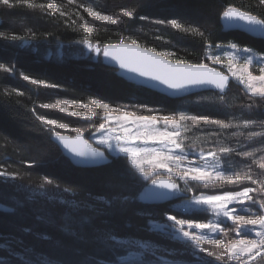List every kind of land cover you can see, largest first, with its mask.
Masks as SVG:
<instances>
[{
    "label": "snow or ice",
    "instance_id": "obj_1",
    "mask_svg": "<svg viewBox=\"0 0 264 264\" xmlns=\"http://www.w3.org/2000/svg\"><path fill=\"white\" fill-rule=\"evenodd\" d=\"M258 5L264 8V0H258ZM0 6L7 9L24 7L47 17L57 16L58 23H63L66 28H75L77 21H82L80 27L85 38L76 43L82 44L91 54L90 58L95 57L100 63L107 62L113 70L118 69L122 76L135 80L138 85L159 87L172 96L191 93L195 89L214 90L216 99L223 102L230 81L234 79L243 85L250 99L249 108L254 104L264 105V53L248 46L240 47L234 42L215 44L217 52H207L206 60L226 68L227 72H224L205 62L173 59L178 56L175 50L157 51L123 32L116 43H93L87 37L94 34L95 25L82 14L87 13L88 17L109 25L125 23L122 18H127V21L137 18L150 20L152 24L167 25L181 33L201 37L206 48L212 49L208 34L191 22L192 16L183 7H175L163 18H153L141 14L137 10L139 5L121 6L118 12H108L86 0H67V6L62 0H0ZM219 20L228 27L243 28L264 36V18L239 7H224ZM27 36L33 41L54 39L59 44L63 43L60 36L51 31L38 34L29 29ZM0 37L12 41L23 39L21 35L3 32H0ZM154 39L162 40L164 37L156 35ZM225 59L227 63H224ZM252 67L258 68V75L250 71ZM15 71L14 65L0 63V72L14 75ZM20 79L38 88L61 87L59 83L23 72ZM13 94L23 97L25 92L19 88H5L3 91L4 97ZM39 107L91 121L89 127L94 131L86 137L84 128L60 117L40 114L33 107L31 112L39 122L38 155L27 163V169L38 167L54 154L82 169L107 163L110 156L114 161H121L123 167L107 178L103 191L95 190L87 178L62 187L55 178L43 177L39 188L42 195L48 193L47 198L31 218L21 217L15 225L16 234L13 236L19 256L14 264H264V178L253 170L255 166L264 172V119L246 118L239 122L229 119L225 122L209 116L188 115L183 111L178 115H167L147 104L121 106L97 96L90 97V103L65 99L56 104L42 103ZM129 107L154 114L129 111ZM94 116L96 121H92ZM185 120L247 130L251 143L247 150L238 151L221 145L220 133L209 129L208 143L217 147L208 150L203 147L197 150L194 146L188 148L184 140L190 138L183 135L185 128L182 122ZM201 130L205 129L201 126ZM241 134L245 133L242 131ZM212 137L217 139L213 141ZM256 143L259 147L252 146ZM233 154L251 162L243 164L241 170L231 171L229 158ZM9 168L10 165L0 164V178L5 182H22L32 175L19 167ZM163 173H167L166 178ZM116 176L120 178H114ZM126 180L144 188L139 197L130 190ZM33 182L30 178L27 181L29 185ZM220 182L237 185L239 190L197 194L193 188V185L202 184L214 189ZM251 185H258L259 189ZM185 191L192 195H184ZM181 197L179 205L170 206L162 215L137 205V200L168 201ZM29 200L36 203L34 197H29ZM25 206L18 202L17 210ZM133 217L140 222L133 224ZM118 221H124L128 230L158 239L150 241L129 237L117 228ZM229 232L234 236L228 237ZM29 237L30 240L26 239ZM0 244L9 246L8 236ZM124 252L131 259L125 258ZM61 253L78 259L73 262L59 258ZM36 254L45 258L33 259ZM54 255L57 258L51 259Z\"/></svg>",
    "mask_w": 264,
    "mask_h": 264
},
{
    "label": "trees",
    "instance_id": "obj_2",
    "mask_svg": "<svg viewBox=\"0 0 264 264\" xmlns=\"http://www.w3.org/2000/svg\"><path fill=\"white\" fill-rule=\"evenodd\" d=\"M38 2H47V0H38ZM57 2H61V0H57ZM62 2L67 6V0H62ZM86 2L108 12H118L121 6L136 7L139 5L137 10L141 14L153 18H163L169 15V12L173 11L175 7L180 6L192 16L191 22L196 23L202 31L208 34V42L213 46L234 42L240 47L248 46L256 52L264 53V40L254 39L236 31L223 32L219 20L220 13L228 5L239 7L264 18V8L258 5V0H86ZM82 14L89 23L95 25L94 34L87 37L93 43L98 42L101 45L109 42L116 43L119 40V34L123 32L126 36L132 35L138 42L153 47L157 51L175 50L178 56L173 59L182 58L189 63H208L206 60L208 48H206L201 37L181 33L179 30L172 29L167 25H155L150 20L141 21L137 18L135 21H127V18H122L126 21L125 23L109 25L105 22L93 20L83 12ZM73 19H75V16H73ZM82 24V21H77L75 28H66L63 23H58L57 16L47 17L38 11L34 13L24 7L7 9L0 6V32L6 35L16 34L23 37L21 41H12L0 37V63L12 62L16 69L14 75L0 72V133L6 134L0 135V164L10 165L9 170L19 167L32 173L31 177H26L22 182H5L0 178V205L11 209L9 212L0 211V243H3L5 236H8L9 241L7 247L0 244V264H14L15 259L19 256L16 251L15 236H13L16 234L15 225L21 217L31 218L37 212L40 204L47 198L48 193L42 195L39 188V185L43 182V177L55 178L62 187L78 183L87 178L95 190L103 191L106 187L107 178L123 167L121 161H114V158L110 156L112 161L107 165L82 169L54 154L40 163L38 167L27 169V163L38 155L37 138L39 133L37 128L39 122L35 120L31 112L33 107L40 114L65 119L63 118L64 114L59 113L56 109H43L39 105L42 103L56 104L63 102L65 99L88 103L90 97L97 96L121 106L147 104L150 108L159 109L161 114L167 115L183 111L188 115L209 116L212 119L225 122L229 119L237 122L246 118L256 119L257 121L264 119V105L254 104L249 108L250 99L242 91L241 86L235 82H230V88L223 102L216 99L214 92H207L181 100H172L125 82L117 75L116 71L106 67L104 63L97 60L93 61L87 57V50L83 48L82 44L76 43V41L85 38L80 27ZM29 29L36 31L38 34L51 31L60 36L63 43L59 44L54 39L33 41L27 36ZM156 35H161L164 39L156 40L154 39ZM218 69L223 71L222 68ZM21 72L38 79L59 83L61 87L59 89L38 88L20 79ZM5 88H19L25 92V95L16 97L13 94L11 97H4L3 91ZM197 97L201 98L202 101L199 103L193 101ZM135 109L139 108L129 107L131 111ZM54 112H56V115ZM66 118L65 120L70 121L74 126L86 128L79 119ZM94 118L97 119L95 116ZM188 124L192 125V123ZM205 126H207V130L210 129L220 133L218 139L221 145L244 151L251 143L248 142L247 130L220 128L219 125L211 124ZM195 128L193 127V129ZM207 130L200 133L202 137L200 139L205 142L203 144L207 143L213 148L215 144L208 143ZM242 131L245 134H241ZM90 134L91 130H85L86 137ZM192 135L193 142H191L195 146L199 143L197 142L199 141L198 135L196 133ZM211 139L215 141L217 137ZM29 144L31 145V151H29ZM252 146L259 147V143ZM259 155L258 153L257 156ZM229 159L239 169L242 168L243 164L251 162L250 159L235 154ZM253 170L257 174H262L264 178V172L260 169L253 166ZM29 178L34 181L31 185L27 183ZM114 178L119 179L120 177L116 176ZM125 182L128 183L130 190L134 191L135 195L139 197L144 188L131 180ZM16 184L21 186L16 187ZM251 186L259 189L258 185ZM45 187L48 188V186ZM181 188H184L183 184H181ZM234 188L238 190L237 185ZM29 197H34L36 203L29 200ZM18 202L24 203L26 206L22 210H17ZM137 205L154 212H164L169 208L167 204L149 205L143 200H137ZM131 222L135 224L140 221L133 217ZM117 228L121 232L127 233L129 237H143L142 232L128 230L124 221H118ZM26 239L30 240L31 238ZM44 250L47 251L46 246ZM5 252H7V255H5ZM126 253L124 252L123 255H126ZM58 255L59 258L73 262L78 259L69 256L67 253ZM32 258L39 260L45 257L36 254ZM50 258L56 259L57 256L54 255Z\"/></svg>",
    "mask_w": 264,
    "mask_h": 264
},
{
    "label": "rangeland",
    "instance_id": "obj_3",
    "mask_svg": "<svg viewBox=\"0 0 264 264\" xmlns=\"http://www.w3.org/2000/svg\"><path fill=\"white\" fill-rule=\"evenodd\" d=\"M86 15H87V13H85ZM91 19H93V20H95L94 18H92L91 17ZM102 22V21H101ZM225 45H227V44H225ZM209 51H211L213 54H215L216 52H217V50L215 49V47L213 46V48L212 49H208V51L207 52H209ZM206 52V53H207ZM86 55H87V57H89L90 58V56H91V54H89L88 52L86 53ZM90 59H92L93 61H95V60H97L95 57H92V58H90ZM102 59V58H101ZM224 63H227V61H226V59H225V61H224ZM6 64H8L9 66H13V63L12 62H10V63H6ZM208 64L210 65V66H216V68L218 67V68H222L223 69V71L224 72H227V69L226 68H223L221 65H214V64H211V62H209L208 61ZM217 68V69H218ZM220 70V69H219ZM222 71V70H221ZM250 71H252L254 74H259V71H258V68L257 67H252L251 69H250ZM230 82H235V83H237L234 79H232ZM237 84H239V83H237ZM240 85V84H239ZM241 86V88H242V91L245 93V90H244V87H243V85H240ZM204 93H207V92H204ZM199 94H203V93H199ZM199 94H195V95H192V96H190V97H195L196 95H199ZM246 94V93H245ZM247 96V95H246ZM190 97H187V98H190ZM248 97V96H247ZM167 98V97H166ZM249 98V97H248ZM169 99V98H168ZM183 99H185V98H183ZM207 101H208V99L207 98H205ZM173 100V99H172ZM176 100H178V99H176ZM181 100V99H180ZM193 101H195V102H197V103H199L200 101H202L201 100V98H199V97H197L195 100H193ZM88 103H90V101L88 102ZM69 107L70 108H72V107H74V105H69ZM152 109H156V108H152ZM129 110V109H128ZM83 111V110H82ZM95 111H97V112H100V110H95ZM129 111H131V110H129ZM133 111H139V112H142V114L143 113H145V115H149V114H152V113H149L147 110H145V109H135V110H133ZM144 111H146V112H144ZM55 113V115H56V112H54ZM64 115H63V118H65V119H67L66 117H68L65 113H63ZM154 114V113H153ZM176 114L178 115L179 114V111L178 112H176ZM72 118H75V117H72ZM76 119H79L81 122H82V124L83 125H85L86 126V128H85V130H91V132L92 131H94V129H92V128H90L89 127V123H91V121H86V120H83V119H81V118H76ZM97 119H95L94 117L92 118V121H96ZM189 121V122H188ZM192 123V125L191 124H188V123ZM183 124H184V128H185V131H184V133H183V135L185 136V137H189L190 139H185L184 140V144H185V146L186 147H188V148H191V147H193L194 145H192V142H193V137H191V136H193L192 134H194V133H196V135H198L197 136V138L199 139V141H197V142H199V143H197V144H195V148L197 149V150H199L201 147H203L205 150H208V149H211L212 147L210 146V145H207V143L206 144H203V143H205V142H202L201 141V139L200 138H202L201 136H200V133H204V131L205 130H207V126H205V125H202V122H199V121H190V120H185V121H183L182 122ZM196 123V124H195ZM198 123H200L199 125H201L205 130L204 131H202V130H200L201 129V126H196V125H198ZM193 127H196L195 129H193ZM213 129V128H212ZM196 130V131H195ZM60 131H65V130H60ZM71 135H75V133H70ZM192 141V142H191ZM248 142H250V141H248ZM199 145H200V147H199ZM214 145V144H213ZM215 147H217L218 145H214ZM231 161V164H232V167H231V169H229V170H231V171H237V170H241V169H239V168H237L235 165H234V163L232 162V160H230ZM225 166L227 167V161L225 162ZM245 171L247 170L246 168L244 169ZM257 176H259V177H261V178H263V175L261 174H257V173H255ZM163 176L164 177H167V173H163ZM234 186L235 185H227V184H224L223 182H220V183H217L216 185H215V188L213 189L212 187H205V186H203L202 184L201 185H193V188H194V190L196 191V193L197 194H199L200 192H211V191H217V192H219V191H224V190H235V188H234ZM239 190V189H238ZM143 192V191H142ZM257 193H254L253 195H256ZM184 195H186V196H191L192 195V193L191 192H186L185 191V193H184ZM181 200H182V197L181 198H178V199H176L175 201H173L172 203H169V204H167L169 207L170 206H173V205H179L180 203H181ZM155 213H157V215H162L163 214V212H155ZM200 215H206V214H200ZM230 223V222H229ZM228 237H231V236H234V233H232V232H229L228 234ZM143 237L142 238H146V239H150V241L151 240H156V239H158V238H156V237H151V238H149V237H147L146 236V234L145 233H143V235H142ZM161 243H166L165 241H160ZM206 247H208L207 245H206ZM133 251H135V250H133ZM135 255V253H133V256ZM124 257L125 258H127V259H131V257H128V253H126V255H124Z\"/></svg>",
    "mask_w": 264,
    "mask_h": 264
},
{
    "label": "water",
    "instance_id": "obj_4",
    "mask_svg": "<svg viewBox=\"0 0 264 264\" xmlns=\"http://www.w3.org/2000/svg\"><path fill=\"white\" fill-rule=\"evenodd\" d=\"M220 24H221V27H222L223 32H235L236 31V32L243 33V34H245L247 36H250L252 38H255V39L264 40V36H261V35H259L257 33L248 32V31L244 30L243 28L228 27V26H226V23L224 21H221V20H220ZM104 65L106 67L110 68V69H113L110 65L107 64V62H104ZM217 70H219V69H217ZM114 71H116L117 75L121 79H123L125 82H127V83H129L131 85H134L136 87H140V88L146 89L148 91H152V92H154L156 94L162 95V96L167 97V98H170V99H183V98H187V97H190L192 95L199 94V93L214 92V90L213 91H205V90L195 89L191 93H184V94H181L180 96H172V95L168 94L167 91L161 90V88H159V87L153 88V87H148L147 85H138V84H136L135 80H129V79H127L126 76H122L119 73V70L118 69L117 70H114ZM111 161H112V159H111V157H109V161L107 163L100 164V165H95V166H92L90 168L101 167V166H104V165L109 164ZM72 165L75 166V167L81 168L78 165H74V164H72ZM143 191H144V189H143ZM175 200L176 199L168 200V201H165V200H143V201L145 203L149 204V205H166V204L172 203ZM6 210H10V209L9 208H6V207H3V206L0 205V211H6Z\"/></svg>",
    "mask_w": 264,
    "mask_h": 264
},
{
    "label": "bare ground",
    "instance_id": "obj_5",
    "mask_svg": "<svg viewBox=\"0 0 264 264\" xmlns=\"http://www.w3.org/2000/svg\"><path fill=\"white\" fill-rule=\"evenodd\" d=\"M223 31V30H222ZM250 37V36H249ZM252 38V37H251ZM255 39V38H254ZM170 99V98H169ZM173 100H176V99H173ZM7 208V207H6ZM9 211H11V209L10 210H6V211H1V212H9Z\"/></svg>",
    "mask_w": 264,
    "mask_h": 264
}]
</instances>
